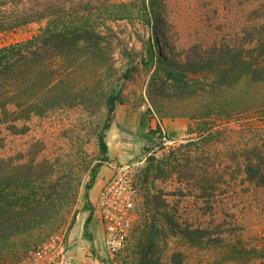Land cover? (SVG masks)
I'll use <instances>...</instances> for the list:
<instances>
[{"label": "rangeland", "instance_id": "obj_1", "mask_svg": "<svg viewBox=\"0 0 264 264\" xmlns=\"http://www.w3.org/2000/svg\"><path fill=\"white\" fill-rule=\"evenodd\" d=\"M42 1L0 0V19ZM66 1L77 2L73 15L63 23L68 30L83 36L90 29L100 35L113 52L117 75L128 64L137 69L125 82L118 125L106 133L107 159L98 140L105 109L96 113L82 106L54 109L28 120L29 129L22 134L0 128V159L27 163L33 171L26 190L8 192L14 209L21 210L28 200L32 205L41 200L55 214L43 226L0 239V264L31 263V250L58 232L67 235L75 258L89 264H103L102 260L260 264L264 259V82L244 78L230 87L213 88L212 72L183 75L168 64L209 56L219 48L247 53L259 40L264 42V0ZM45 25L32 22L0 31V51L11 48L7 58L0 57V64L19 59L20 45L34 41ZM150 40L157 53L147 66L142 59ZM255 67L264 68V57ZM4 83L0 79V88ZM183 87L196 93L187 96V88L180 90ZM144 116L154 118L156 127L163 123L178 142L165 146L158 139L154 144L147 141ZM111 162L131 165L146 201L157 209L144 216L113 259L104 245L98 214L94 208L85 209L86 186L94 169ZM89 217L91 238L84 234ZM185 228L207 233L193 243L180 233Z\"/></svg>", "mask_w": 264, "mask_h": 264}, {"label": "trees", "instance_id": "obj_2", "mask_svg": "<svg viewBox=\"0 0 264 264\" xmlns=\"http://www.w3.org/2000/svg\"><path fill=\"white\" fill-rule=\"evenodd\" d=\"M76 3L43 0L35 7H25L12 17L2 14L0 31H8L32 22H45L46 25L34 41L20 45L19 59L0 64V79L5 82L0 88V128L5 126L12 134H22L29 129L26 124L28 120L35 116H44L54 109L82 106L91 113L105 109L106 119L98 134V140L103 159H107L109 144L106 133L114 125H118V106L125 102L124 85L132 78L137 67L128 64L117 75L113 52L102 43L100 35L86 29L83 37L63 25L73 15L71 9ZM146 21H151L149 14ZM60 25H63L62 28ZM154 47L150 40L147 57L142 59L144 65L154 62L157 53ZM10 52L11 48L1 50V59L7 58ZM127 55L132 58L131 54ZM260 57H264V42L259 40L247 53L238 48H219L209 56L188 57L184 62L172 60L168 66L183 75L212 72L214 78L209 85L222 88L230 87L244 78H250L254 83L264 82V68L255 67ZM186 88L180 90H187V96L196 93L195 89ZM173 95L184 96L181 92ZM159 131L158 127L150 129L146 136L147 141L156 143V139L161 137ZM100 167L101 164H98L94 169L86 186V210H93L89 191ZM249 171L251 173V169ZM32 176L33 171L29 164L15 165L11 159H0V239L6 240L13 235L25 234L47 224L55 217L53 208L41 200L34 205L28 200L21 210L14 209L8 192L19 188L26 190ZM150 211L157 213V209L153 207H150ZM89 224L90 217L85 221L84 234L91 238ZM180 233L189 242L195 243L201 241L207 232L185 228ZM102 261L103 264H111L110 261ZM156 263L158 260L151 264ZM260 264H264V259Z\"/></svg>", "mask_w": 264, "mask_h": 264}, {"label": "built area", "instance_id": "obj_3", "mask_svg": "<svg viewBox=\"0 0 264 264\" xmlns=\"http://www.w3.org/2000/svg\"><path fill=\"white\" fill-rule=\"evenodd\" d=\"M161 137L160 144L174 145L178 142L171 136L166 126H157ZM156 127V128H157ZM141 185L134 177L131 165H115L114 174L101 190L95 213L104 228V245L111 259L130 239L133 230L150 212ZM29 264H78L70 250L68 237L62 232L52 235L39 249L31 250Z\"/></svg>", "mask_w": 264, "mask_h": 264}, {"label": "crops", "instance_id": "obj_4", "mask_svg": "<svg viewBox=\"0 0 264 264\" xmlns=\"http://www.w3.org/2000/svg\"><path fill=\"white\" fill-rule=\"evenodd\" d=\"M144 119H145L144 127L148 125V128L147 129L143 128V130H144V133L147 134L148 129L156 128L155 123H154L155 119L153 118L150 121L148 118H146V116H144ZM113 130H114V126L112 127V129H110V131H113ZM109 150H110V148H109ZM114 172H115L114 162H111L109 164V166H103L102 168L99 169L98 174H97L96 179H95V182H94V185L89 191L90 200H91L92 206L94 208V211H95V207L98 203L101 190L103 189L106 181L114 174ZM102 227H103V225H102ZM76 261L78 264H89L86 260H84L82 262L80 258H79V260L77 258Z\"/></svg>", "mask_w": 264, "mask_h": 264}]
</instances>
